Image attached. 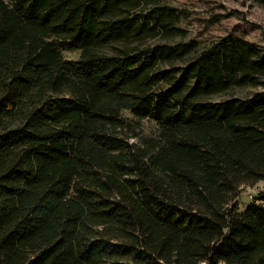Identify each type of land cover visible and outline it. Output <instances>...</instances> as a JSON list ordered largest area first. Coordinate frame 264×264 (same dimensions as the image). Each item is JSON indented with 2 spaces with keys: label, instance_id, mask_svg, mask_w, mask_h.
Listing matches in <instances>:
<instances>
[{
  "label": "trees",
  "instance_id": "trees-1",
  "mask_svg": "<svg viewBox=\"0 0 264 264\" xmlns=\"http://www.w3.org/2000/svg\"><path fill=\"white\" fill-rule=\"evenodd\" d=\"M180 12L0 0V264H264V49Z\"/></svg>",
  "mask_w": 264,
  "mask_h": 264
},
{
  "label": "rangeland",
  "instance_id": "rangeland-1",
  "mask_svg": "<svg viewBox=\"0 0 264 264\" xmlns=\"http://www.w3.org/2000/svg\"><path fill=\"white\" fill-rule=\"evenodd\" d=\"M162 4L181 8L177 24L185 36H175L174 41L196 40L204 46L221 39L251 42L264 49V6L259 0H158ZM151 42L161 41L158 38ZM65 58L77 59V51H66ZM247 90V89H245ZM151 123L144 121V132L151 131ZM264 188V181L244 186L237 197L239 208H246L258 190Z\"/></svg>",
  "mask_w": 264,
  "mask_h": 264
}]
</instances>
